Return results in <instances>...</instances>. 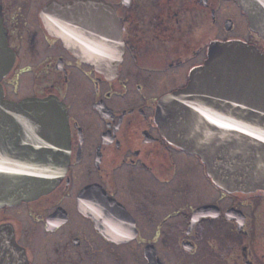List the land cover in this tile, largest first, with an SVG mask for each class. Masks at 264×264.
<instances>
[{
  "label": "flooded vegetation",
  "instance_id": "af4514ba",
  "mask_svg": "<svg viewBox=\"0 0 264 264\" xmlns=\"http://www.w3.org/2000/svg\"><path fill=\"white\" fill-rule=\"evenodd\" d=\"M80 1L96 4L95 28L114 15L119 21L115 75L98 71L51 30L53 22L66 28L65 9ZM0 6L15 54L2 80L5 98H57L70 133L61 181L35 199L0 205V231L11 236L0 239V264H264V189L227 192L157 121L159 101L188 84L212 42L240 40L264 53L238 0ZM87 191L102 219L82 211Z\"/></svg>",
  "mask_w": 264,
  "mask_h": 264
},
{
  "label": "water",
  "instance_id": "95a60500",
  "mask_svg": "<svg viewBox=\"0 0 264 264\" xmlns=\"http://www.w3.org/2000/svg\"><path fill=\"white\" fill-rule=\"evenodd\" d=\"M238 1L251 29L264 40V0ZM95 5L76 2L65 9L67 27L53 22L51 30L82 59L112 76L123 54L121 27L114 15L95 28L90 13ZM14 62L0 6V205L50 192L70 163L65 105L55 97L5 98L2 80ZM157 121L171 143L203 159L209 175L227 192L264 189V53L257 47L240 40L212 42L188 84L159 101ZM88 195L81 201L82 211L102 219ZM10 237L0 231V239Z\"/></svg>",
  "mask_w": 264,
  "mask_h": 264
}]
</instances>
